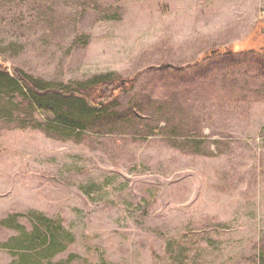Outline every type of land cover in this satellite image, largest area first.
<instances>
[{"label":"rangeland","instance_id":"obj_1","mask_svg":"<svg viewBox=\"0 0 264 264\" xmlns=\"http://www.w3.org/2000/svg\"><path fill=\"white\" fill-rule=\"evenodd\" d=\"M0 60L133 78L84 131L0 101V264H264V0H0Z\"/></svg>","mask_w":264,"mask_h":264},{"label":"trees","instance_id":"obj_2","mask_svg":"<svg viewBox=\"0 0 264 264\" xmlns=\"http://www.w3.org/2000/svg\"><path fill=\"white\" fill-rule=\"evenodd\" d=\"M10 73L12 75H10ZM133 78L123 79L113 72L95 75L84 83L75 87L42 85L29 73L19 67H9L0 60V101L10 99L14 89L26 92L33 96V101L41 107L50 108L54 117L53 124L69 131H84L86 120L99 111V107L112 104L117 94L116 89H125L124 85L132 82ZM26 91V92H25ZM100 97H104V103H99ZM3 103V102H2ZM0 105V110L9 107ZM2 108V109H1ZM4 113V114H2ZM0 115H7L5 112ZM33 229L26 235V244L42 242L47 245L46 250L51 251L58 241L60 235L63 240L71 236L68 229L63 226L60 219L52 218L43 213L34 215ZM27 234V233H26ZM18 264H36L27 256L22 257V262Z\"/></svg>","mask_w":264,"mask_h":264},{"label":"water","instance_id":"obj_3","mask_svg":"<svg viewBox=\"0 0 264 264\" xmlns=\"http://www.w3.org/2000/svg\"><path fill=\"white\" fill-rule=\"evenodd\" d=\"M104 101H105V99H104V100H100V101H99V103H101V104H102V103H104Z\"/></svg>","mask_w":264,"mask_h":264}]
</instances>
